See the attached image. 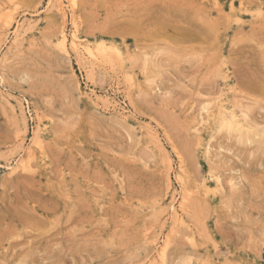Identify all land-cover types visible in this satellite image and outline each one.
Listing matches in <instances>:
<instances>
[{"label":"rangeland","instance_id":"374dc122","mask_svg":"<svg viewBox=\"0 0 264 264\" xmlns=\"http://www.w3.org/2000/svg\"><path fill=\"white\" fill-rule=\"evenodd\" d=\"M0 264H264V0H0Z\"/></svg>","mask_w":264,"mask_h":264},{"label":"bare ground","instance_id":"6f19581e","mask_svg":"<svg viewBox=\"0 0 264 264\" xmlns=\"http://www.w3.org/2000/svg\"><path fill=\"white\" fill-rule=\"evenodd\" d=\"M56 1V0H55ZM62 2V1H61ZM58 5V4H57ZM62 5V4H61ZM74 5V4H73ZM61 7V6H60ZM57 9H59L60 10V8H58V7H56ZM62 8V7H61ZM62 10L64 11V9H61V12H62ZM59 13V12H58ZM5 15H6V13H5ZM64 15V14H63ZM65 16V15H64ZM7 17V16H6ZM8 18V17H7ZM9 22V24H11V22L12 21H10V20H8ZM5 22V21H4ZM9 24H8V26H9ZM30 24V23H29ZM5 25V24H4ZM31 26V25H30ZM22 28V27H21ZM20 28V29H21ZM33 29V28H32ZM77 29V28H76ZM78 30V29H77ZM18 34V33H17ZM24 34V33H23ZM77 34H78V32H77ZM17 36V35H16ZM79 37V36H78ZM78 37H77V35H76V31H74V34H73V36H72V46H73V48H74V50L75 51H79V47L78 46H81V45H78V44H80L79 43V41H78ZM19 38V37H18ZM21 38V37H20ZM16 39H17V37H16ZM58 44H59V46L61 47V49H63L65 52H66V46H67V37H66V33L64 32V30L61 32V35H60V37L58 38ZM97 48V47H96ZM101 48V47H100ZM109 48V47H108ZM85 49V51H84V54L87 56V58L91 61V62H94V63H96V62H98L99 60H100V58H101V56H103V52H104V48H102V49H98V51H93L92 49H90L89 47H86V48H84ZM96 49V50H97ZM108 52H109V50H107ZM107 52V53H108ZM107 53H105V54H107ZM83 54V53H82ZM83 54V55H84ZM107 57V56H106ZM86 58V57H85ZM100 63H101V61H100ZM95 65V64H94ZM2 97V96H1ZM7 101V100H6ZM105 105V104H104ZM109 108V107H108ZM222 120H225V118L224 119H222ZM229 126V125H228ZM242 129V128H241ZM215 178V177H214ZM219 179V178H218ZM220 180V179H219ZM215 181H217L216 179H215ZM220 182V181H219ZM219 182L217 181V183H218V185L220 186V184H219ZM215 185H217V184H215ZM218 185H217V187H218ZM203 191H205V192H209L210 190V188L208 187V185L206 186V184L205 185H202V188H201ZM179 207H181L182 209H183V205H180ZM173 209V212L174 213H176L175 212V210H174V208H172ZM178 214V213H177ZM175 215V214H174ZM179 217H181V216H176L175 218H177V219H180ZM175 220V219H174ZM163 251V250H162ZM161 254V253H160Z\"/></svg>","mask_w":264,"mask_h":264}]
</instances>
